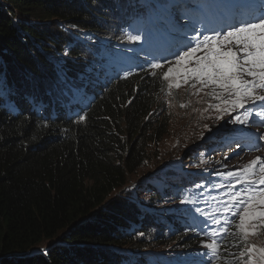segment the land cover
<instances>
[{
    "label": "trees",
    "instance_id": "trees-1",
    "mask_svg": "<svg viewBox=\"0 0 264 264\" xmlns=\"http://www.w3.org/2000/svg\"><path fill=\"white\" fill-rule=\"evenodd\" d=\"M172 1L0 0V264H184L178 257L191 247L208 256L207 264L238 260L244 249L238 216L229 212L223 226L225 213L207 212L216 184L209 169L151 187L150 206L128 197L134 196L130 179L159 160L169 133L163 76L170 64L150 62L161 54L163 38L192 41L186 26L168 20ZM137 10L145 27L125 45L147 51L152 43L150 62L137 72L112 71L90 90L96 99H80L78 108L89 106L77 117L68 111L52 119L64 104L43 98L63 99L76 85L73 99L81 88L87 92L98 75L96 47L119 48ZM181 103L188 107V99ZM187 110L201 119L198 107ZM216 136L198 155L206 158L207 150L224 145V135ZM165 199L176 204H156ZM218 229L225 232L216 241ZM153 240L169 251L139 257ZM47 242L55 244L41 252ZM224 250L231 254L223 258ZM196 262L204 263L195 257L185 264Z\"/></svg>",
    "mask_w": 264,
    "mask_h": 264
},
{
    "label": "rangeland",
    "instance_id": "rangeland-1",
    "mask_svg": "<svg viewBox=\"0 0 264 264\" xmlns=\"http://www.w3.org/2000/svg\"><path fill=\"white\" fill-rule=\"evenodd\" d=\"M80 39L87 40L86 37H80ZM232 46L229 45V48ZM206 52L207 49H203L197 52L196 57L203 56ZM65 53H67L68 58V51H64L63 55ZM196 57L192 59V67L196 66ZM78 61H71V63L74 64ZM169 67H175V65H170ZM241 71L238 70L239 75H241ZM190 81L193 83H190ZM167 83L169 87L167 109L171 113L169 117V133L164 137L160 146L159 160H155V162L149 164L148 168H142L139 176L130 179L128 188L131 189V194L134 196L128 195V197L145 202L148 205L153 200L149 196L151 187L163 189L168 186L167 183L171 179L178 178L180 175L190 174L199 177L202 176L206 169H209L207 175L212 180H215L216 184L212 188V192L209 193L207 212L216 218L221 212L229 214V212H233L232 210L238 211L240 205L233 203L232 196L237 192L243 191L244 184L240 183L241 180L259 178L261 175L259 168L262 164L261 154L258 152L244 154V151L236 153L234 150L235 146L231 145L227 149L224 147L217 152L215 149L211 151L207 150L206 152L209 155L206 158L198 155V151H201L203 145H207L208 140H216L214 133H219L216 132L220 130L218 127L229 124L231 120L239 117L241 108H232L230 101L234 97L230 96L225 89L219 88L215 84L203 86L193 79H189L188 83H184L182 78L177 80L175 72L169 77ZM176 83L180 84L179 88L175 87ZM193 84H195V87L192 86ZM218 93L220 94L218 95ZM254 95H264V92L257 88L254 90ZM185 99H188V107H184L183 105L185 104L182 105L181 103ZM207 100H211L212 103L208 104ZM225 101H228V103H225ZM245 103L252 102L245 101ZM192 107H198L201 119H198V116L191 118V112L187 109H191ZM214 117H219L215 124ZM197 157L199 160L195 163L194 161ZM257 157L260 158V162L252 169L256 175L250 177V173L246 172V169L251 167V162L256 160ZM201 161H206V165L202 166ZM260 187L264 188V185H260ZM259 200L260 197L257 196V203L254 205L257 212L264 211V206L260 205ZM172 201L175 203L171 204L170 202ZM172 201L169 202L165 199L164 202H157L156 204L160 207L168 205L172 207L176 204V200ZM246 227L249 234L247 236L242 234L241 236V243L244 249L238 254V260L233 261L232 264H264V258H261L259 251L260 249H264V220H261L257 216L250 220ZM257 227L261 228L257 229ZM224 232L225 230L218 229V237H222ZM215 238L217 239L216 235ZM54 244L53 242H47L39 250L44 252L54 246ZM162 246L153 240L149 242L147 247L139 249L141 251L139 257L147 254L152 256L163 251H169L168 248L163 249ZM253 247L255 248L254 251L252 250ZM230 254V251L224 250L223 258ZM195 257H198L205 264L208 263V256L205 253H199V250H194L192 247L181 252V255L178 257L180 259L179 263L185 264L188 259H195Z\"/></svg>",
    "mask_w": 264,
    "mask_h": 264
},
{
    "label": "snow or ice",
    "instance_id": "snow-or-ice-1",
    "mask_svg": "<svg viewBox=\"0 0 264 264\" xmlns=\"http://www.w3.org/2000/svg\"><path fill=\"white\" fill-rule=\"evenodd\" d=\"M223 45H234L237 50L228 48L222 50ZM211 45V47H209ZM207 49L203 56L196 57L198 51ZM175 61H168L170 65L164 74L163 79L168 80L175 72L177 80L183 79L188 83L189 79L198 81L203 86L215 84L217 87L225 89L230 96L234 97L230 101L232 108L239 107L246 109L245 101L264 102V95H254V90L264 89V16L258 17L252 21L242 23L232 27L231 30L215 36H205L203 42H197L194 45L186 47L183 52H177ZM196 57L195 67H189L192 59ZM243 66V67H242ZM153 68H160L159 63L152 65ZM244 75L252 79H243L238 74L241 70ZM195 87V84L192 85ZM175 87L179 88L180 84L176 83ZM228 103V101H225ZM264 107V104H261ZM240 121V118H236ZM260 162V158L251 162V167L246 169L250 177L256 175L253 168ZM261 175L258 179L249 178L241 180L244 184L242 192H237L232 196L233 203L240 205L238 211L233 210V215H238L239 229L247 236V224L255 217L264 220V211L257 212L254 205L257 203V196L260 197L259 203L264 206V164L259 168ZM213 254L216 253L214 244L205 245ZM253 251L255 248L253 247ZM261 258H264V249L259 250Z\"/></svg>",
    "mask_w": 264,
    "mask_h": 264
},
{
    "label": "bare ground",
    "instance_id": "bare-ground-1",
    "mask_svg": "<svg viewBox=\"0 0 264 264\" xmlns=\"http://www.w3.org/2000/svg\"><path fill=\"white\" fill-rule=\"evenodd\" d=\"M140 3H142V2H140ZM141 8H142V5L140 4L139 9H141ZM138 12H139V10H137L135 12V16L136 17H135V19L133 21V24L131 25L132 26V29H129V31H128L129 32L128 34L131 35L130 38H129V40H128L129 43L133 39H136L137 36L134 37L136 35V33L139 30H141V29L143 30V28L145 27V22L142 20V18L140 16L136 15ZM207 28H209V27H207ZM125 33L126 32L124 31V33L120 36V47H121V49H119L120 47L117 48V49H111V48L105 47V45L104 46H100V47H96V51H97L98 56H99V63L97 64L95 71H97L98 75H97V78H96L94 84L91 85V86H88L89 87V90L87 92H85V90L83 88H81L80 91H79V95L76 98L73 99L74 94H75V91H78L79 90V89H75L76 86H79V85H76V86H73V88H70L69 89L70 91H68L66 93V95H65V97L63 99H58V95H56V97H53V95L52 96L51 95L50 96H46V97H44V96L39 97V99H41L42 97H44L43 100H48L49 102L52 101L53 98H56L55 99L56 100L55 103L53 102V103H51V105L58 104V105L61 106V105L64 104L62 112L61 113L58 112L57 114L52 115V117H54L52 119H56L57 117H60V119H63L64 116H65V114H67L68 111H70L72 113V117H74V118L77 117L84 108H86V107L89 106V104H87V105L85 104V106L83 108H78L80 99L84 95H87V97H88V95L90 93V90L98 83V81L100 79H106V80H108L112 71H122V72H124V71H128V70H135L137 72V71L142 70L144 68V65L146 63H149L150 62L149 60H147L145 58H134V59H132L130 61H127L126 60V62H123L122 61V57H123V55L125 53V50H126V48H124V46H123L124 37L126 35ZM142 34H143V32H140L138 34V36H141ZM188 44H190V42L187 41V40H185L181 44V46L172 49L169 52V55L170 56L175 55L177 52H179L182 48H184ZM142 55L145 56L144 53H142ZM160 56H161V54L158 57L154 58L150 63L159 62ZM163 65L164 66H167L168 65V61L165 62ZM70 76H72V74ZM60 83H61V81H60ZM60 83H59V85H61ZM79 87H81V86H79ZM59 88H62V87H59ZM219 94L220 93H218V95ZM97 95L98 94H94L91 97H88L86 103H88L89 101L92 102V100L96 99ZM39 99H37V100H39ZM35 102H34V104H35ZM72 105H73V108H70V107H72ZM46 116H47V114H46ZM218 118L219 117H214V124L216 123V120ZM223 126H225V127H223ZM219 127H221V126H219ZM229 127H230L229 124L222 125V128H226L227 130H230ZM247 135L248 134L246 132L243 135L241 141L237 143L236 148L241 143H243L245 141ZM256 137H257L256 135L252 136V140H255ZM243 149H244V147L241 146L240 148L238 147L237 149H234V150L236 151V153L237 152L238 153H241V152L244 151V154H245L246 150H243ZM227 215H229V214H226L224 216L223 221L221 223L223 226H225V221H227L229 219V217H227ZM216 236H217L216 241H219V239H220V237H218L219 234H217ZM204 240L206 241L207 239H204ZM218 245H219V243H218ZM198 247H199V245L196 246V248H198ZM193 264H201V263L196 262V263H193Z\"/></svg>",
    "mask_w": 264,
    "mask_h": 264
},
{
    "label": "clouds",
    "instance_id": "clouds-1",
    "mask_svg": "<svg viewBox=\"0 0 264 264\" xmlns=\"http://www.w3.org/2000/svg\"><path fill=\"white\" fill-rule=\"evenodd\" d=\"M56 88H59V87H56Z\"/></svg>",
    "mask_w": 264,
    "mask_h": 264
}]
</instances>
